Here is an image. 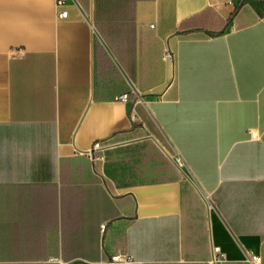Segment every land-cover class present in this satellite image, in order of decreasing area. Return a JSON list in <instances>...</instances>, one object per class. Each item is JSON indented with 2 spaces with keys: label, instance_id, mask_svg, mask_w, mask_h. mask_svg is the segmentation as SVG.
Returning <instances> with one entry per match:
<instances>
[{
  "label": "crops",
  "instance_id": "obj_1",
  "mask_svg": "<svg viewBox=\"0 0 264 264\" xmlns=\"http://www.w3.org/2000/svg\"><path fill=\"white\" fill-rule=\"evenodd\" d=\"M263 17L0 0V264H264Z\"/></svg>",
  "mask_w": 264,
  "mask_h": 264
},
{
  "label": "built area",
  "instance_id": "obj_2",
  "mask_svg": "<svg viewBox=\"0 0 264 264\" xmlns=\"http://www.w3.org/2000/svg\"><path fill=\"white\" fill-rule=\"evenodd\" d=\"M68 1L69 0H56V6L58 8H62L66 5V3ZM59 17L62 19H66L68 17V12L64 11V12L60 13ZM263 21H264V17H263ZM152 28H154V26H152ZM172 59H174V55L172 53H166L163 57L164 61L172 60ZM119 100H120V102L127 104L129 102V95L123 94V95H121ZM133 118L135 120L134 116H133ZM112 145L113 144H111L110 142H106V141L105 142H96V143H94L92 151L102 152V151L107 150ZM176 163H177L178 167L182 171H184L185 163L181 159H176ZM203 199H204L206 205L208 206V203L204 197H203ZM105 228L106 227L103 226L102 230L105 231ZM248 261L250 264H262V259L258 256H255V255H251V257L249 258ZM227 262H228L227 257L222 252V250L219 247H213V256H212V260H211L210 264H227ZM105 264H134V260L132 257L127 256V255H116V256H113L112 259L108 263H105Z\"/></svg>",
  "mask_w": 264,
  "mask_h": 264
},
{
  "label": "bare ground",
  "instance_id": "obj_3",
  "mask_svg": "<svg viewBox=\"0 0 264 264\" xmlns=\"http://www.w3.org/2000/svg\"><path fill=\"white\" fill-rule=\"evenodd\" d=\"M204 198H205V200L207 201L208 206H209V207H212V204H211L210 199H209L207 196H205V195H204Z\"/></svg>",
  "mask_w": 264,
  "mask_h": 264
},
{
  "label": "water",
  "instance_id": "obj_4",
  "mask_svg": "<svg viewBox=\"0 0 264 264\" xmlns=\"http://www.w3.org/2000/svg\"><path fill=\"white\" fill-rule=\"evenodd\" d=\"M203 197V196H202Z\"/></svg>",
  "mask_w": 264,
  "mask_h": 264
}]
</instances>
